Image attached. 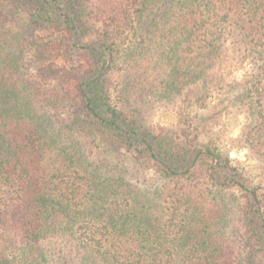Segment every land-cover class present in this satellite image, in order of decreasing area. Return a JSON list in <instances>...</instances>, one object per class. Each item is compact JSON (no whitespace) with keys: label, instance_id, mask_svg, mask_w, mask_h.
I'll return each instance as SVG.
<instances>
[{"label":"trees","instance_id":"1","mask_svg":"<svg viewBox=\"0 0 264 264\" xmlns=\"http://www.w3.org/2000/svg\"><path fill=\"white\" fill-rule=\"evenodd\" d=\"M231 39L254 61L233 102L264 165V0H0V231L21 246L0 264H51L58 242L79 264H264L263 187L113 97L122 73L125 96L171 104Z\"/></svg>","mask_w":264,"mask_h":264},{"label":"rangeland","instance_id":"2","mask_svg":"<svg viewBox=\"0 0 264 264\" xmlns=\"http://www.w3.org/2000/svg\"><path fill=\"white\" fill-rule=\"evenodd\" d=\"M25 19V16L16 17L13 21L19 26ZM23 43L26 46H23L26 67L34 73L40 68V63L33 61L37 52L29 39ZM225 47L221 64L206 80L184 89L171 104H161L145 95L139 96L135 91L125 96L124 82L127 78L121 76L122 73L115 77L117 91L113 94L114 101L124 111L127 108L139 110L143 123L158 134H165L182 144L195 142L218 148V152L229 157L234 165L264 189V165L242 142L248 119L241 107L233 102L249 80L254 61L236 39L229 40ZM123 100L126 101V106L122 105ZM135 171L142 177H153V171L148 164H140ZM234 231L237 234L241 231L238 217L234 222ZM55 244L59 253L51 264H79L71 243ZM1 249L19 253L21 246L15 239L0 231Z\"/></svg>","mask_w":264,"mask_h":264}]
</instances>
